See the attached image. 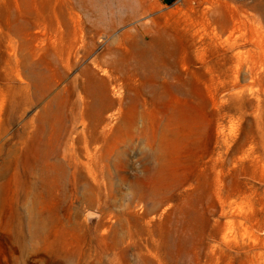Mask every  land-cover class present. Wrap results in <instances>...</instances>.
I'll return each mask as SVG.
<instances>
[{"label": "rangeland", "instance_id": "1", "mask_svg": "<svg viewBox=\"0 0 264 264\" xmlns=\"http://www.w3.org/2000/svg\"><path fill=\"white\" fill-rule=\"evenodd\" d=\"M71 1L0 0V12L10 8L28 27L8 40L0 24L5 73L0 94L9 97L0 121V165L10 161L7 174L12 173L28 137L39 128L30 121L45 101H52L54 112L66 101L59 146L72 145L80 154V141H89L93 152L99 149L93 171L102 202L109 197L112 203H86L93 175L82 165L77 175L72 169L65 200L58 203L63 192L53 184V198L37 209L46 220V242L32 238L27 224L32 208L24 199L19 208L26 222L20 231L11 186L3 178L0 264H100L93 233L105 224L99 233L112 256V230L124 213L133 236L116 250L119 264H264V0H255L259 7L247 13L238 7L244 0H114L126 16L115 23H93L102 1L87 0L91 8L80 9L74 42L66 11ZM226 2L254 21L238 26L234 37L240 43L252 35L262 41L239 45L222 60L207 17ZM141 54L144 77L114 71L113 61L135 62ZM237 64L243 90L233 94L232 72L225 71ZM87 68L110 83V96L117 101L107 113L116 114L108 118L110 127L73 124L81 97L90 100L84 90ZM31 75L37 92L48 89L47 97L34 99L14 117ZM224 84L229 90H221ZM45 132L46 138L52 133L51 122ZM158 173L161 180L154 182ZM154 185L158 194L127 210L134 188L148 191ZM134 214L144 218L143 225ZM103 260L107 264L109 258Z\"/></svg>", "mask_w": 264, "mask_h": 264}, {"label": "bare ground", "instance_id": "2", "mask_svg": "<svg viewBox=\"0 0 264 264\" xmlns=\"http://www.w3.org/2000/svg\"><path fill=\"white\" fill-rule=\"evenodd\" d=\"M102 1L100 8L99 16L93 23L104 22V21H112L114 23L118 20H124L126 16L122 17V8L121 5L116 4L114 0H100ZM223 10H214L209 14V23L213 27V40L217 44L218 47V57H221L222 60H226L228 58V51H234L239 47V45H243L249 43L251 45H256L258 42L260 43L262 40L258 37L251 36L243 39V42L234 37L232 34L233 31L241 25L254 23L253 18H244L245 16H241L236 14L232 9L231 5L226 2ZM242 13H247L248 9H257L259 4L257 2H246L241 1V4L238 6ZM88 8L90 9V5L87 0H72L69 6L67 5L66 11L69 13L73 27L71 32V40L74 42L77 31H80L79 22L81 19L80 9ZM108 14V15H107ZM0 24H2V35L3 37L11 40L14 35L20 34L22 31L26 30L28 27L26 25H21L19 23V18L15 16L13 11L10 8H6L3 12H0ZM112 48H109V52H111ZM235 56L237 53L234 54ZM0 58L1 51H0ZM1 62V61H0ZM114 71L116 73L127 74L130 77L142 76L144 77V62L142 54L139 56L138 60L132 62V58L128 62L120 63L115 60L112 63ZM239 65H235L234 67H230L226 69L225 72L229 70L233 75V85L231 90H233V94H240L243 90V86L239 82L238 76ZM86 73L88 75V80L85 82L84 90L87 93V97L90 99L85 102L83 97H81L80 101L77 103V107L79 110L78 114H75L73 117V124H87L91 123L94 127H110V122L108 118H116V114H110L107 116V113L116 107L117 101L110 96V83L105 80H99L94 70L91 68L86 69ZM5 75L4 70L0 64V77ZM20 76V73L18 74ZM28 84L26 89L28 91L27 96L24 99H20L19 105L15 108L11 113L15 117L19 111H24L27 109L34 99L43 100L47 97L48 89L43 87L42 91L37 92V82L36 78L32 75L28 78ZM144 86V85H143ZM221 90H229L227 85H223ZM216 91L219 89L216 86ZM13 99H17V95L12 96ZM9 102V97L5 95V93L0 94V121L2 120V115L6 114V105ZM52 101L48 100L42 104V112L39 116L33 118L30 123L37 124L39 128L35 130L29 137L27 141H30L28 146L26 147V151L24 155L18 158L14 163V168L11 174H7L9 170H11L12 163L5 162L3 165H0V186L2 179L7 177L11 186L12 191V199L16 203V212L18 217L20 218L19 229L21 231L22 227L25 225V220L21 217V209L19 208V204L27 200L30 203V207L32 208L29 218L27 219V224L29 228V232L33 239L36 237H40L48 242L46 238L48 235L46 234V228L42 222L46 221L43 219V215L39 209L44 203L49 201L54 196V191H52V185L56 184L60 191L62 190L63 194L60 196L58 203L61 200H65L66 195L64 191L65 179L68 177V172L72 169L74 171L73 174L77 175L81 165L83 168L87 169L89 173H91L93 185L90 183L87 184L85 189L84 200L88 204H93L96 201L102 206L110 205L112 203L109 197L106 198L104 202H102V198L100 197L101 186L97 180V175L93 170L92 164L99 163L100 155H98V148L93 152L90 148L89 141H80L82 144L81 153L78 154L76 150L72 147V145H66L61 148L59 146V142L62 141L64 136L63 127L61 126V122L67 119L66 116V104L65 101L64 107L60 109L59 112H54L51 107ZM120 104H123V100L119 99ZM51 122L52 125V133L49 137L46 138V124ZM107 133L104 131L102 133V138L106 139ZM47 139V140H46ZM98 142V141H95ZM111 152V148L106 149V153L109 154ZM80 155H83L87 160H81ZM157 180H161L160 174H156L154 176V182ZM159 193V189L154 185L148 191H144L142 188H134L132 191V202L127 204V210L132 211L133 204L137 202L146 201L152 195H156ZM24 199V200H23ZM57 206L56 208H58ZM125 213L120 217V226H114L112 230V242L110 243V249L113 251V255L110 256L109 249L103 247L106 244V240L104 237L100 236L101 228L103 231L105 230L104 223H100L97 225L96 230L94 231V240L97 242V245L100 246V252L98 255V262L103 264L104 257L107 256L109 261L107 264H119L118 261V253L117 249H121L123 244L125 243V238L127 235L133 236L132 230L130 228V221H126L124 218ZM135 215V214H134ZM112 217V216H111ZM136 221L141 218V220L137 223L139 225L144 224V218L142 216L135 215ZM248 219L253 220V217L250 215ZM50 220H53L51 217ZM144 233V228H140ZM44 232V233H43ZM45 236H44V235ZM85 240V239H84ZM67 248L68 245H65ZM123 254L125 255V251L123 250Z\"/></svg>", "mask_w": 264, "mask_h": 264}]
</instances>
